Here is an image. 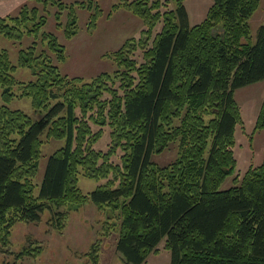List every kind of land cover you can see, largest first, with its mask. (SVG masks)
<instances>
[{"label":"trees","instance_id":"16d2710c","mask_svg":"<svg viewBox=\"0 0 264 264\" xmlns=\"http://www.w3.org/2000/svg\"><path fill=\"white\" fill-rule=\"evenodd\" d=\"M169 1L114 5L143 19L146 29L112 54L113 73L89 81L62 75L48 52L38 53L35 45L19 54V65L34 79L17 81L16 66L6 51L0 53L2 244H8L15 223L37 222L46 209L49 223L62 230L69 212L91 201L107 219L118 214L116 250L126 264L143 263L164 238L171 264H264V160L239 184L236 176L235 185L220 189L236 167L241 112L234 91L264 80V25L252 42L248 24L260 0H212L205 19L192 26L184 0H173L176 9ZM31 14L35 20L36 8ZM70 15L68 38L77 31L73 10ZM29 16L24 9L11 24L0 17V34L20 39ZM43 23L41 18L35 28ZM158 24L161 30L154 32ZM94 25L91 21L89 28ZM45 37L63 61L64 46L53 35ZM16 85L20 96L44 110L41 119L6 105L17 96ZM105 128L110 144L96 149ZM261 128L264 98L255 123ZM44 132L66 144L50 155L35 195ZM175 141L180 147L175 160L164 166L151 160ZM79 172L105 182L86 194L77 185ZM99 248L97 242L92 246L94 264Z\"/></svg>","mask_w":264,"mask_h":264},{"label":"rangeland","instance_id":"374dc122","mask_svg":"<svg viewBox=\"0 0 264 264\" xmlns=\"http://www.w3.org/2000/svg\"><path fill=\"white\" fill-rule=\"evenodd\" d=\"M122 0H0V17L11 24V18L21 15L24 9L30 14V19L21 27L20 39H12L0 34V53L6 51L11 63L16 66L13 74L17 81L29 82L34 76L29 68L19 65L21 50H27L35 45L37 52L47 51L52 61L57 65L62 75L82 77L89 81L103 72L113 73L117 65L112 54L129 38L138 39L146 29L143 19L134 15L123 6L114 8ZM132 1V0H129ZM172 9H176V1H169ZM189 24L201 23L207 14L212 0H184ZM64 6L60 8V6ZM36 8L35 20L31 11ZM73 10L76 16V34L66 37L69 17ZM96 14V21L91 19ZM41 18L44 23L35 28ZM95 22L93 29L90 22ZM251 41L255 42L257 31L264 25V0H260L256 11L248 20ZM158 24L154 32L161 30ZM28 28H32L30 32ZM153 32V33H154ZM53 35L57 42L64 46L63 61L57 59V53L49 48V38ZM138 50L134 55L140 57ZM140 60V59H139ZM14 96L6 105L10 109H20L32 120H39L44 110L32 106L31 98L20 96L19 85L13 87ZM1 94V91H0ZM264 98V80H260L234 91V99L241 112V122L235 129V144L233 147L236 159L235 172L228 176L220 185V189H228L238 184L244 174L252 167H257L264 160V128L255 129L256 119ZM0 101H2L0 97ZM94 130L97 129L93 127ZM43 144L37 174L34 178V194L38 195L44 177L48 159L57 149L66 144V139H47L42 134ZM110 130L105 128L101 138L94 148L105 150L110 144ZM179 141L169 144L163 151L153 153L151 160L159 166L167 165L179 155ZM122 153L118 150L114 159L119 161ZM87 178L82 172L78 175V187L86 194L93 191L100 183ZM64 210V208H62ZM50 211L46 209L37 222L19 221L10 229L8 244L0 240V264H94L91 255L92 246L97 242L100 246L97 264H126L116 250L120 233L121 220L117 213L110 219L101 216L96 206L88 201L71 210L64 220V228L59 230L49 223ZM108 230V232H107ZM28 252V253H27ZM141 264H171V251L165 247V238L160 241L157 249Z\"/></svg>","mask_w":264,"mask_h":264}]
</instances>
